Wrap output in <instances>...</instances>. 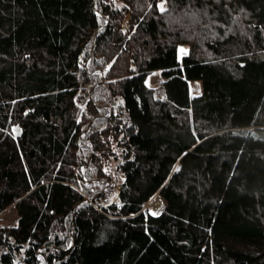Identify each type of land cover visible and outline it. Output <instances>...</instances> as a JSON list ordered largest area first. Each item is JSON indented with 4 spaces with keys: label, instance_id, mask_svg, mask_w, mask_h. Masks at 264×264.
Listing matches in <instances>:
<instances>
[{
    "label": "trees",
    "instance_id": "16d2710c",
    "mask_svg": "<svg viewBox=\"0 0 264 264\" xmlns=\"http://www.w3.org/2000/svg\"><path fill=\"white\" fill-rule=\"evenodd\" d=\"M263 126L264 0H0V264H264Z\"/></svg>",
    "mask_w": 264,
    "mask_h": 264
},
{
    "label": "rangeland",
    "instance_id": "374dc122",
    "mask_svg": "<svg viewBox=\"0 0 264 264\" xmlns=\"http://www.w3.org/2000/svg\"><path fill=\"white\" fill-rule=\"evenodd\" d=\"M94 47H95V43L92 45L91 56L86 61V67L88 70L90 68V60L93 54ZM189 49H190V44H181L178 47V55H179L180 61H182L183 56L189 51ZM96 72L97 71H93V73H96ZM161 82H162V77L159 71L152 73L147 78V83L153 86L157 90V94L159 93ZM104 84L105 82L103 78L101 79L97 78V81L91 90V96H90L91 99H94L98 103H99V100L95 97V95L98 98H103L105 101L110 102L108 93H107V88L105 87ZM95 89H97L96 93L94 92ZM188 89L191 95L192 94L199 95L198 93H200L201 91V86L197 82L190 81L188 82ZM98 106L100 109L103 108L101 104H98ZM106 106H108L107 109L101 110L103 112L104 117L110 115L111 113L110 109H112V102L109 103V105L107 104ZM81 111H83L82 106H81ZM92 122L93 121L91 120L88 124H86V127H85L86 131L91 126ZM263 130H264V126H263ZM249 131L253 132V134H255L256 136L264 138V131L262 130L257 131V129H251ZM81 137L83 138V141L80 146V154L82 156L81 157L82 164L80 167L82 178H81L80 187L84 189L88 185L92 184L89 186V190L91 191V194H89L86 191V189H84L89 200H92L91 198L95 196L97 191L101 190L103 192H108L107 201H112V200L115 201L117 198L116 183H120L123 180V177L117 167V160L113 159V157L115 156H112L111 158L110 156L108 157L106 155V156H103L98 161L91 160L94 150L92 149L91 143L88 141L85 135V131L84 133H82ZM95 173H98V177L103 178V179H99V182H97L98 179L94 177ZM92 176L93 178H91ZM112 181H114V183H112ZM18 222H19V213L17 211L16 205H11L7 207L3 212L0 213V226H5V227L15 226L18 224Z\"/></svg>",
    "mask_w": 264,
    "mask_h": 264
},
{
    "label": "built area",
    "instance_id": "2783aa9c",
    "mask_svg": "<svg viewBox=\"0 0 264 264\" xmlns=\"http://www.w3.org/2000/svg\"><path fill=\"white\" fill-rule=\"evenodd\" d=\"M165 206V199L161 194L154 195L146 205V209L151 213H159Z\"/></svg>",
    "mask_w": 264,
    "mask_h": 264
},
{
    "label": "water",
    "instance_id": "95a60500",
    "mask_svg": "<svg viewBox=\"0 0 264 264\" xmlns=\"http://www.w3.org/2000/svg\"><path fill=\"white\" fill-rule=\"evenodd\" d=\"M97 32H98V29H97V31H96V34H97Z\"/></svg>",
    "mask_w": 264,
    "mask_h": 264
}]
</instances>
